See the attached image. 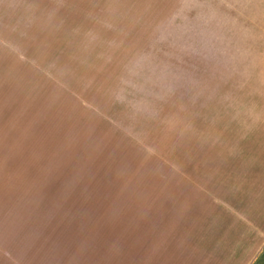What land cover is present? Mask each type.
<instances>
[{
    "label": "rangeland",
    "instance_id": "rangeland-1",
    "mask_svg": "<svg viewBox=\"0 0 264 264\" xmlns=\"http://www.w3.org/2000/svg\"><path fill=\"white\" fill-rule=\"evenodd\" d=\"M181 239L206 264L262 251L264 0H0V264Z\"/></svg>",
    "mask_w": 264,
    "mask_h": 264
},
{
    "label": "crops",
    "instance_id": "crops-1",
    "mask_svg": "<svg viewBox=\"0 0 264 264\" xmlns=\"http://www.w3.org/2000/svg\"><path fill=\"white\" fill-rule=\"evenodd\" d=\"M198 193L199 194H197V199H200V197L203 196V195L199 191H198ZM246 194H247V192L241 193V195H246ZM187 197H190V195H187ZM234 206H236V205H234ZM243 206H244V209H243V212H242L241 216L243 218L246 217V220L248 222H252L253 219L250 216H248V215H250L248 209L250 208V210H251V207H249L246 204H244ZM188 208H189L188 203L186 201H183L182 202L181 211H185L187 213L188 212ZM235 210H237V207H235ZM173 240L174 239H172L169 242L171 243ZM183 242H185V240L181 239L178 242V244H176V247L171 246L169 250H166V251H160L159 250L158 252L153 253V255H150L149 257H144L145 260H147V261L150 260L151 262H146L145 261V263H142V264H206L205 261H206L207 255L205 253H203V252L200 253L199 251H193V252L182 251L184 249H183L182 246H179V245H182ZM187 244H188V242H187ZM9 246H8V250L10 248H12V247H9ZM260 249L262 251L260 253L258 252L255 255H253V258L251 259L249 264H258L256 262H257L258 258L262 255V253L264 251V239L261 241V245H260L259 250ZM25 252H27V249H26ZM42 253H43L42 259L44 260L45 259V248H44V246L42 248ZM38 254H40V252ZM27 255H29L28 252H27L26 256ZM7 256H8L9 262L11 261L13 263V261L19 255H18L17 250L12 248L11 250L7 251ZM141 259L143 260V257ZM175 259H177L176 262H175ZM171 260H174V262H170ZM23 261H24V259H23ZM262 263H264V261Z\"/></svg>",
    "mask_w": 264,
    "mask_h": 264
}]
</instances>
